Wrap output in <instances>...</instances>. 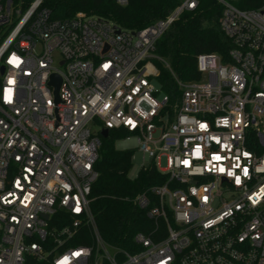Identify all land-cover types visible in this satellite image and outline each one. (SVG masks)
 Listing matches in <instances>:
<instances>
[{"label": "built area", "instance_id": "2783aa9c", "mask_svg": "<svg viewBox=\"0 0 264 264\" xmlns=\"http://www.w3.org/2000/svg\"><path fill=\"white\" fill-rule=\"evenodd\" d=\"M215 1L231 46L198 54L200 77L171 100L151 84L154 59L169 68L156 43L198 0L139 30L0 0V264H264V5ZM102 127L165 176L128 199L155 225L133 251L90 209Z\"/></svg>", "mask_w": 264, "mask_h": 264}, {"label": "trees", "instance_id": "16d2710c", "mask_svg": "<svg viewBox=\"0 0 264 264\" xmlns=\"http://www.w3.org/2000/svg\"><path fill=\"white\" fill-rule=\"evenodd\" d=\"M240 9H255L264 0H228ZM182 0H128L119 5L114 0H44L53 19H66L77 12L107 18L118 26L139 30L165 17ZM221 7L215 0H198L194 10L183 12L156 43V55L169 64L166 67L154 59L155 76L161 90L171 100L179 98L178 82L196 80L200 74L196 68V56L203 52H215L225 58L230 41L218 25ZM126 135L123 129H110L101 137L99 159L95 168L98 178L90 191V209L95 217L101 237L108 244L128 251L135 248L137 232L150 233L154 223L145 210L135 207L128 199L152 185L161 184L165 176L149 165L141 168L133 178L128 176L132 168V150L115 147V141ZM163 230V222H158Z\"/></svg>", "mask_w": 264, "mask_h": 264}, {"label": "rangeland", "instance_id": "374dc122", "mask_svg": "<svg viewBox=\"0 0 264 264\" xmlns=\"http://www.w3.org/2000/svg\"><path fill=\"white\" fill-rule=\"evenodd\" d=\"M151 84L157 88L159 87V83L156 81L154 76H151ZM91 127L93 129H100V125L99 124H91ZM116 144V143H115ZM132 168L130 169L128 176L130 178H133L137 175L138 171L141 169V167L144 165H147L148 163V157L146 156L145 158H143V154L142 152L138 151L137 149H135L134 153H133V157H132ZM162 166H164L165 161L164 158L161 161Z\"/></svg>", "mask_w": 264, "mask_h": 264}, {"label": "water", "instance_id": "95a60500", "mask_svg": "<svg viewBox=\"0 0 264 264\" xmlns=\"http://www.w3.org/2000/svg\"><path fill=\"white\" fill-rule=\"evenodd\" d=\"M49 83L54 87V95H55L56 100H58V87L60 83L59 76H57L56 74H52ZM100 135L102 137H106L108 135V128L102 127L100 130Z\"/></svg>", "mask_w": 264, "mask_h": 264}]
</instances>
